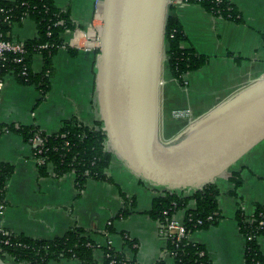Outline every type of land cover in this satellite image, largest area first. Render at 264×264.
Wrapping results in <instances>:
<instances>
[{
	"label": "crops",
	"instance_id": "obj_1",
	"mask_svg": "<svg viewBox=\"0 0 264 264\" xmlns=\"http://www.w3.org/2000/svg\"><path fill=\"white\" fill-rule=\"evenodd\" d=\"M227 1L239 12L240 23L215 17L197 4L180 3L171 8L186 37L181 47L193 48L209 60L199 70L188 72L183 85L164 73L168 79L164 77L161 87L163 141L172 140L193 119L264 76V0ZM53 3L67 13L73 29L90 26L94 0H53ZM68 31L60 35L63 42L70 37ZM36 35V25L28 17L11 25L13 41L25 42ZM228 53L234 57L227 56ZM94 62V53L57 49L51 59L53 74L49 90L40 101V94L33 86H24L11 75L3 77L0 124L31 127L46 135L56 133L70 119L85 127L96 126L101 121ZM42 68L41 56L34 55L31 71L39 73ZM176 109H188L190 120L173 119L170 113ZM263 144L264 141L257 144L263 146L257 152H253L257 148L254 146L234 167L214 180L219 190L216 200L221 218L215 226L195 231L188 237L191 243L205 248L210 264H243L245 239L239 233L235 215L240 210L249 217L256 205H264ZM0 163L13 169L6 184L4 209L0 210V230L51 240L71 228H80L97 245L93 251L97 264L103 262L107 242L117 254L136 264H176L166 252L167 238L159 222L149 215L153 200L162 196L164 190L135 176L113 153L105 170L110 181L89 179L81 191L76 189L71 173L55 177L49 165L46 174L41 175L33 146L17 134L0 135ZM232 173L242 180L236 189L230 180ZM183 194L189 196L192 190L187 189ZM194 207L190 201L186 209L175 213V219L182 221L186 211ZM123 211L125 215H121ZM126 239L133 241L134 250L127 246ZM256 240L264 258V237ZM4 262L29 264L16 262L9 256ZM48 264L80 263L62 259Z\"/></svg>",
	"mask_w": 264,
	"mask_h": 264
},
{
	"label": "water",
	"instance_id": "obj_2",
	"mask_svg": "<svg viewBox=\"0 0 264 264\" xmlns=\"http://www.w3.org/2000/svg\"><path fill=\"white\" fill-rule=\"evenodd\" d=\"M168 1L101 0L95 94L108 150L128 170L164 191H194L264 141V76L163 141Z\"/></svg>",
	"mask_w": 264,
	"mask_h": 264
},
{
	"label": "trees",
	"instance_id": "obj_3",
	"mask_svg": "<svg viewBox=\"0 0 264 264\" xmlns=\"http://www.w3.org/2000/svg\"><path fill=\"white\" fill-rule=\"evenodd\" d=\"M183 2L197 4L215 17L235 23L241 22L239 12L227 0ZM171 8L164 30L165 71L177 84L183 85V77L188 72L197 71L205 66L209 58L197 53L193 48L181 47L186 37L178 17L171 14ZM25 17L34 21L37 35L31 40L21 42L25 49V53L21 55V63L13 61L19 56L17 54L10 52L2 54L0 80L11 75L18 83L33 86L40 94V101L49 90L53 74L51 59L57 51V46L62 43L60 35L66 30L73 29V26L68 20L67 13L57 9L53 0H0V42L12 41L11 25L19 23ZM42 45L47 47L39 48ZM34 55H40L42 58L43 68L39 73H33L30 69ZM227 56L234 57L231 53ZM24 67L25 74H22ZM101 125L102 123L98 122L94 127H85L77 120L70 119L64 121L56 133L46 135L31 127L0 124V135L14 133L29 144L33 137L39 136L43 146L39 153V148L33 147V156L43 161V164L38 166L40 174H46L49 165L55 177L71 173L74 175L76 189L81 191L89 179L110 181L105 170L110 164L111 152L108 150ZM12 173V166L0 163V203H3L6 184ZM230 180L234 183L235 189L242 184L240 176L236 173L231 174ZM184 191H164L162 196L153 200L150 217L164 228L177 211L186 209L189 202L193 201L195 207L186 211L183 221L187 235L215 226L221 218L216 200L219 195L216 185L206 184L192 191L189 196L184 195ZM164 211L167 212L166 215H163ZM125 214V211L121 212V215ZM248 219L249 217L240 210L237 211L235 220L239 233L245 239L243 264H264L256 240L259 236L264 237V205H256L251 221ZM197 220H200L201 224H197ZM260 221L263 222L262 227L259 226ZM108 230L111 231L110 228ZM126 244L132 249L133 241L126 239ZM96 248L89 236L80 228H71L63 236L51 240L32 239L0 230V258L3 261L9 256L16 262L29 264H48L50 261L62 259H75L80 264H97L93 258V251ZM166 252L171 254L176 264H210L205 248L191 243L189 239L176 243L168 237ZM103 253L102 264H111V261L113 264H136L133 260H127L121 254H117L110 246L105 247Z\"/></svg>",
	"mask_w": 264,
	"mask_h": 264
},
{
	"label": "built area",
	"instance_id": "obj_4",
	"mask_svg": "<svg viewBox=\"0 0 264 264\" xmlns=\"http://www.w3.org/2000/svg\"><path fill=\"white\" fill-rule=\"evenodd\" d=\"M184 0H169V6H175L180 3H184ZM102 26V19H101V0H94V9H93V15L91 24L86 29H79L74 28L69 30V39L65 42L62 41L60 45L57 46V49H69V50H75V51H84V52H91L95 55L98 53L100 48V31ZM47 45H42L39 48L43 49L46 48ZM14 53L19 55L16 57L13 61L16 63H21L22 58L21 55L25 53V49L21 42L17 41H5L0 42V57L3 53ZM22 74H25V67L23 68ZM171 117L175 120H190L191 113L188 109H176L171 111ZM30 144L35 147L39 148L38 153L40 152L43 141L39 138V136L33 137V139L30 141ZM37 166L42 165L43 161L40 159H35ZM4 209L3 203H0V210ZM167 212L164 211L163 215H166ZM251 216H249L248 221H251ZM210 218V217H209ZM184 219L182 221H178L173 216L166 226L164 228H161L162 233L165 235V237L168 239V237H171L174 242L179 243L183 239H188V235L186 232V229L184 227L183 223ZM197 224H201L200 220L196 221ZM109 224V223H108ZM259 226H263V222H259ZM105 237H108V233H104ZM250 237L247 238L249 240ZM107 246H110V242H107ZM106 246V247H107ZM135 247V245H133ZM97 247V245H96ZM169 257L172 258L171 254L167 253ZM201 255V254H200ZM128 260V259H127ZM114 262L111 261V264Z\"/></svg>",
	"mask_w": 264,
	"mask_h": 264
},
{
	"label": "rangeland",
	"instance_id": "obj_5",
	"mask_svg": "<svg viewBox=\"0 0 264 264\" xmlns=\"http://www.w3.org/2000/svg\"><path fill=\"white\" fill-rule=\"evenodd\" d=\"M164 73H167V72L164 70ZM164 73H163V79H164V77H165V79H168V75H167V74H164ZM261 143H262V142H261ZM258 145H259V144H258ZM263 145H264V144H263ZM256 147H257V148H255V150H253V152H254V151L257 152V151H258L259 149H261V147H263V146H257V145H256ZM252 155H253V154H252ZM238 161H239V160H238ZM237 163H238V162H237ZM233 167H234V166H233ZM233 167H232V168H233ZM223 177H224V176H223Z\"/></svg>",
	"mask_w": 264,
	"mask_h": 264
}]
</instances>
